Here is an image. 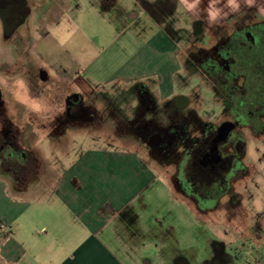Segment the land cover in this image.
Instances as JSON below:
<instances>
[{
  "label": "rangeland",
  "instance_id": "374dc122",
  "mask_svg": "<svg viewBox=\"0 0 264 264\" xmlns=\"http://www.w3.org/2000/svg\"><path fill=\"white\" fill-rule=\"evenodd\" d=\"M102 2L106 8L104 14L98 11V7L86 5L85 1L76 17L56 10L49 14L53 18L57 17L58 21L61 19L64 22L62 32L55 38L61 48H50L49 56L57 57V63L58 57L64 59V63H70L68 58L72 56L79 65H83V73L79 78L90 84L84 83L85 89L93 91L98 86L108 87L109 81L121 79L122 86L108 87V91L103 93L107 96L118 94L125 90L123 87L128 88L137 82L148 83L154 92L156 89L159 90L163 98L180 95L190 99L188 109H196L203 117L218 116L219 109L214 104V96L212 99L205 97L209 84L198 71L194 70L192 62L186 61L188 51L195 53L199 50L197 47L202 46V49L208 47L211 37H205L204 33L215 30L204 29L198 35L193 33L188 40L189 31L192 30H188L187 23L180 20L177 23L180 28L177 26L174 28L175 24L172 21H166L173 11L169 3L156 7L144 5L141 0H102ZM27 4L31 16L25 27L16 34L15 42L9 38L0 39V93L4 99L10 101L14 99L20 106L7 105L17 112L15 116L28 118V122L33 120L39 124L44 122L48 113L52 116L54 110L47 109L45 102L53 94L49 93L48 88H44V85L49 83L40 81V72L49 73L34 49L36 40L31 30L32 21L42 18L47 11L59 4H54L51 0H28ZM38 5L42 7L37 9ZM146 9L150 11L158 9V11L153 13ZM163 21L164 28L159 25V22ZM53 26L51 24L48 28L51 29ZM228 32L231 33L232 30L223 31L225 34ZM13 43L16 45L13 46ZM62 49L68 53V56L62 53ZM88 78L91 80L89 81ZM28 85L35 86L36 89L31 90ZM98 94L90 98L97 99ZM51 101H54L53 97ZM252 136L257 135L249 129L244 130L246 140ZM69 139L68 147L80 148L79 151L84 155L88 150L98 149V146L94 147L96 143L108 144L112 145L114 151L117 150L116 154L121 151H124V154H132V158L140 165L147 166L149 170L152 167L157 170L156 164L146 157L134 141L116 142L113 145L102 137L95 140L91 136H84L76 140L77 145H75L72 136ZM46 144L36 143L35 148L42 154ZM79 156L63 158V165L69 170L68 174L74 168H79ZM120 158H115V166L119 167L111 170L114 183L112 191L106 195L110 194L112 200L105 213L108 209L115 211V208L125 202L122 194L129 189L126 186L131 185L132 179L127 172L122 171L121 166L125 162ZM160 171L158 169L157 174ZM243 172H245L244 166ZM159 174H162L159 177L164 180L162 188L159 186L155 190L146 189V193H143L146 201L135 205L143 220L141 224L143 234L136 238L127 237L121 230L124 227L123 223L115 218H109L107 222L98 220L90 213L62 204L58 199L59 193L55 192L50 193L51 197L47 200L50 202H43L39 207L36 205L35 211L27 212L34 216V224L33 217H29V221L24 217L19 223L7 225L1 231L8 234L14 244L20 246L26 253L21 264H60L90 236L98 238L105 250L119 258L122 264H167L175 252L184 254L192 264H199L209 251L210 237L213 235V238H218L217 234L225 232V228L221 229L219 225L214 227L209 219H205L209 215L205 216L186 195L172 185V168L163 170V173ZM42 195V193L35 194L32 198L26 199V203L35 204L34 202ZM226 203L228 197L222 200L220 211L226 209ZM5 205L7 204L0 193V222L1 218L12 216L7 208L8 205L7 207ZM2 208L5 210L2 211ZM220 211L211 215L219 217ZM210 225L213 227L210 228Z\"/></svg>",
  "mask_w": 264,
  "mask_h": 264
},
{
  "label": "flooded vegetation",
  "instance_id": "af4514ba",
  "mask_svg": "<svg viewBox=\"0 0 264 264\" xmlns=\"http://www.w3.org/2000/svg\"><path fill=\"white\" fill-rule=\"evenodd\" d=\"M27 1L0 0V39L15 42L16 34L31 16ZM230 29L231 33H223ZM197 48L195 53L188 51L186 61H191L194 70L209 84L205 97L214 96L219 109L216 117H203L196 109H188L190 99L180 95L163 98L159 90L154 92L144 83L114 95L100 93L96 100L80 90L55 84L47 72H40V81L49 83L44 88L54 99L45 102L46 108L54 111L38 124L15 116L17 112L7 105L20 106L0 93V187L4 186L13 197L32 198L35 188L43 187L48 178L42 173L45 162L35 148L36 143H47L45 146L50 149L65 145L67 133L78 140L82 132L92 129L103 133V140L107 139L109 144L136 142L156 164V169L161 170L159 173L172 168V185L204 215L219 212L225 197L230 209L235 210L238 204L235 188L243 177L244 126L259 123L264 110V86L263 100L259 99V84L264 83V64L260 66L261 50L264 61V23L245 16L232 28L215 30L205 50L202 46ZM223 125H232L233 129L221 140L218 131ZM95 146L102 155V152L117 155L112 145ZM151 170L154 181L151 189L162 188L164 180L159 177L162 174ZM145 198L143 193L136 196V203L142 204ZM139 213L135 206H127L112 218L123 223L121 230L127 237L136 238L143 234ZM176 253L167 264H190L188 258ZM225 261L220 244L213 243L212 253L201 264Z\"/></svg>",
  "mask_w": 264,
  "mask_h": 264
},
{
  "label": "crops",
  "instance_id": "0c3cea01",
  "mask_svg": "<svg viewBox=\"0 0 264 264\" xmlns=\"http://www.w3.org/2000/svg\"><path fill=\"white\" fill-rule=\"evenodd\" d=\"M55 5L45 15L37 20L32 21V33L35 35L34 49L39 59L44 64L49 73L51 81L55 84L70 87L82 91L85 95L92 96L108 91V87L122 86L121 79H114L109 81L108 87H96L92 91L85 89L83 84L90 85L86 80L80 79V74L83 73V65H79L76 59L69 56L70 63H64V59L58 57L59 62H56L57 57L49 56L50 48H61V45L56 42L55 38L58 33L62 32L64 22L57 17L49 16L53 11L68 14L70 16H77L81 12L83 2L86 5L97 8L100 13H106V8L103 6L102 0H51ZM144 5L156 6L169 3L172 6V13L169 15L168 21H172L178 27L177 23L180 20L187 23L188 40L191 39L192 34H200L202 30H224L234 26V24L241 18L247 16L257 22H264V0H141ZM85 5V4H84ZM42 7L40 5L37 6ZM36 9V8H35ZM147 10V9H146ZM55 11V12H56ZM155 12L158 11H150ZM176 15V16H175ZM33 17V15H32ZM34 19V18H33ZM66 23V22H65ZM53 24V28H48ZM165 22H159V25L164 28ZM196 27L198 31H196ZM201 30V31H200ZM206 36H212L213 31L204 33ZM196 37L194 38L195 41ZM211 39V38H210ZM193 41V42H194ZM195 44V43H194ZM198 46V45H197ZM56 47V48H55ZM64 55L68 53L61 50ZM62 56V54H60ZM74 60V61H73ZM89 66V65H88ZM87 66V67H88ZM89 68V67H88ZM86 70V68H85ZM90 81L91 79L88 78ZM137 82L130 87L140 84ZM148 85V83H144ZM150 86V85H148ZM151 87V86H150ZM100 88V89H99ZM98 96V95H97ZM96 99V98H94ZM97 99H99L97 97ZM96 99V100H97ZM88 131V132H86ZM91 136L93 139L98 140L105 135L99 131L92 129L82 132V137ZM71 136L67 133L66 144L50 146V151L44 150L42 152L45 166L42 173L48 177L44 180L43 187L35 188V194L42 193L43 195L35 201L27 202L20 197H13L8 190L2 186L0 193L2 199L8 205L9 211L12 216L1 218L0 222V264H21L23 258L26 256L21 250L20 246H16L14 241L8 234L2 233L7 225L20 222L25 219L29 221V217H33L32 223L34 224L35 218L27 214L29 210L37 208L51 197V192L59 193V201L67 204L70 207L77 208V210L85 211L98 220L112 219L116 212L125 210L128 206H135V197L146 193V189H151L154 185L153 172L147 166L139 164L132 158V154H117L113 156L110 152H102L104 155L94 151L88 150L87 154H82L76 148H69V141ZM98 137V138H97ZM75 139L72 136V140ZM76 143V140H74ZM97 148V147H95ZM138 154V153H137ZM136 154V155H137ZM80 155V156H79ZM80 157L79 168L69 170L63 165V158L65 157ZM113 156V157H112ZM125 162L121 166L122 171L130 175L131 185L126 186L129 189L122 194L125 202L120 207L115 208V211L105 209L111 205L112 197L106 193L112 191L114 183L113 173L111 170L117 169L115 166V158ZM83 158V159H81ZM243 172L242 180L236 185L235 192L238 196V204L235 210L230 209L229 203H226V209L221 210L219 217H213L209 214L208 218L213 226L225 228V232H219L218 238L210 237V247L207 254L212 253V244H220L226 261L223 264H264V133L252 136L250 139H245V150L243 154ZM114 168V169H113ZM120 168V169H121ZM153 169V168H151ZM119 170V168H118ZM101 171H103L101 173ZM157 171V170H156ZM126 174V173H125ZM156 174V173H155ZM110 179V180H109ZM138 183V185H135ZM132 184L135 186H132ZM78 185H80L78 187ZM145 191V192H144ZM34 194V195H35ZM106 195V196H105ZM50 202V201H48ZM47 202V203H48ZM122 202V201H121ZM2 203V202H1ZM5 208H2V211ZM7 215V214H6ZM208 216V215H205ZM218 218V219H217ZM3 220V221H2ZM213 226H209L210 228ZM211 231L213 229H210ZM178 253V252H177ZM184 257H186L183 254ZM205 258V256H204ZM60 264H122L114 255L105 250L98 238L90 236L87 240L82 241L73 251V253L65 258ZM145 264V263H144ZM190 264H192L190 262ZM201 264V262H199Z\"/></svg>",
  "mask_w": 264,
  "mask_h": 264
},
{
  "label": "trees",
  "instance_id": "16d2710c",
  "mask_svg": "<svg viewBox=\"0 0 264 264\" xmlns=\"http://www.w3.org/2000/svg\"><path fill=\"white\" fill-rule=\"evenodd\" d=\"M263 64H264L263 51L261 50L260 51V66L262 67ZM263 86H264V83L260 82V84H259V99H260V101L263 100ZM260 118H261V120L259 121V123L253 124V125H250V124L245 125L244 127L246 129H249L254 135L263 134L264 133V120L262 121V119H264V110L263 109L261 110ZM244 150H245V142L243 144V150H242L243 154H244Z\"/></svg>",
  "mask_w": 264,
  "mask_h": 264
},
{
  "label": "water",
  "instance_id": "95a60500",
  "mask_svg": "<svg viewBox=\"0 0 264 264\" xmlns=\"http://www.w3.org/2000/svg\"><path fill=\"white\" fill-rule=\"evenodd\" d=\"M233 129L232 125H223L222 127H220L219 131H218V135L220 137L221 140H223L228 134L229 132Z\"/></svg>",
  "mask_w": 264,
  "mask_h": 264
}]
</instances>
